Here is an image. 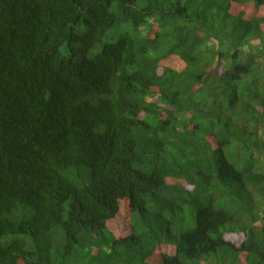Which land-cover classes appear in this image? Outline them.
Segmentation results:
<instances>
[{"label":"trees","instance_id":"trees-1","mask_svg":"<svg viewBox=\"0 0 264 264\" xmlns=\"http://www.w3.org/2000/svg\"><path fill=\"white\" fill-rule=\"evenodd\" d=\"M145 1L0 0V264H264V0Z\"/></svg>","mask_w":264,"mask_h":264},{"label":"rangeland","instance_id":"rangeland-1","mask_svg":"<svg viewBox=\"0 0 264 264\" xmlns=\"http://www.w3.org/2000/svg\"><path fill=\"white\" fill-rule=\"evenodd\" d=\"M171 2H175V0H169L168 1V3H167V6H169V3H171ZM154 3V2H153ZM152 3V4H153ZM147 5V2L145 1V0H137V2H136V4H135V6L137 7V8H142V7H144V6H146ZM162 5H166V4H164V2H163V4ZM154 6L156 7H159V5H157L156 3L154 4ZM190 11L194 14V15H196L195 16V18L197 19L198 18V15H200V13L202 12L200 9H198V8H192V7H190ZM206 15H207V17L209 18V19H212V18H214V21L217 23V25L219 26L220 24H221V20H223V21H225L224 20V15L223 14H221L220 16L219 15H217V13L216 12H207L206 13ZM202 22V21H201ZM225 22H227L228 24H229V27H230V30H231V24H230V22L229 21H225ZM225 22H222L223 24H225ZM130 28H131V24L128 22V21H126L124 18H121L120 20H119V22L108 32V35L106 36V38L104 39V42L106 43V42H114V41H116V39H117V37L121 34V33H123V32H126V31H128V30H130ZM145 28V29H144ZM143 29H144V32H147L148 31V28H147V26H145ZM212 35H215L214 36V38L218 41V42H223V41H221V39H223V37H221V36H223L222 34H218L217 32H213L212 33ZM231 35L233 36V37H236L238 34H237V31L236 30H232L231 31ZM225 41H224V43H226V45L228 44L227 43V41H226V39H224ZM211 41H213V39H211ZM218 42H215L214 41V43H216V47L218 46ZM228 42H230V41H228ZM229 45V44H228ZM229 47H230V45H229ZM219 49H220V51H225V49L226 48H228L227 46H220V47H218ZM260 133H261V137L263 138V140H264V130H261L260 131ZM126 215H128V212H127V214ZM256 215V218H260V216H261V213H260V211L258 210L257 211V213L255 214ZM168 251V253H170L171 251L170 250H167ZM163 255V253L161 254V256ZM156 256H155V254H154V256H153V258H155ZM228 263H229V261H228Z\"/></svg>","mask_w":264,"mask_h":264}]
</instances>
